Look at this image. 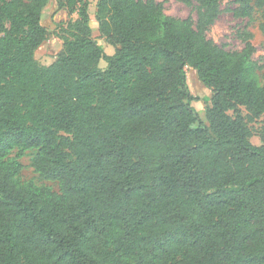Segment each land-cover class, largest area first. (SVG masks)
<instances>
[{
	"label": "trees",
	"instance_id": "obj_1",
	"mask_svg": "<svg viewBox=\"0 0 264 264\" xmlns=\"http://www.w3.org/2000/svg\"><path fill=\"white\" fill-rule=\"evenodd\" d=\"M193 1L195 19L97 0L107 54L89 1L57 0L76 17L42 64L49 0H0V264H264V123L259 145L249 125L264 122V74L250 32L232 52L206 36L219 0ZM233 2L237 17L260 10L264 34V0ZM186 67L211 91L206 122ZM32 149L58 191L18 183Z\"/></svg>",
	"mask_w": 264,
	"mask_h": 264
},
{
	"label": "rangeland",
	"instance_id": "obj_2",
	"mask_svg": "<svg viewBox=\"0 0 264 264\" xmlns=\"http://www.w3.org/2000/svg\"><path fill=\"white\" fill-rule=\"evenodd\" d=\"M88 13L91 20L95 21L94 9L97 0H88ZM163 4L164 12L170 16L176 18H186L188 16L195 19L197 12V3L191 1L190 4L185 3L183 0H156ZM236 4L233 0H219L218 8L219 14L213 24L208 28L206 36L211 39L216 45L223 46L226 50L238 51L243 45V39L240 37V33L243 31H248L252 34L251 42L255 47V51L251 57V61L259 66L254 72V78L261 83L263 81L264 74V34L259 29V24L261 21V12L259 9L255 8L254 13L251 17H237L233 14V9ZM70 17H76L75 14L69 15L65 8H59L57 5V0H49L43 13L42 22L48 29V34L46 40L41 44L37 51V60L42 64L51 63L57 52L62 48V40L59 39L55 34V24L60 22H66ZM93 30H98L97 27ZM93 36L100 41L102 38L99 37L98 31L93 34ZM103 45H106L104 40L100 41ZM102 45V46H103ZM107 47L111 48L114 52L113 46L107 44ZM105 53L106 50L103 48ZM105 61L100 60V67L105 66ZM187 72V83L191 93L196 96V100L191 103L196 109L199 117L202 121H205V108L209 103V97L211 91L204 88V86L198 81L194 71L186 67ZM243 114L246 113L245 109L242 108ZM263 117L251 122L249 125L252 130L251 142H260V131L263 125ZM196 124H193L195 126ZM15 150L11 153V156L15 154ZM36 150H27L19 158L22 165V169L17 177L19 184H26L30 181L37 185H43L50 187L54 191L59 190V185L57 182L49 181L42 178L31 165L32 157L35 155Z\"/></svg>",
	"mask_w": 264,
	"mask_h": 264
},
{
	"label": "crops",
	"instance_id": "obj_3",
	"mask_svg": "<svg viewBox=\"0 0 264 264\" xmlns=\"http://www.w3.org/2000/svg\"><path fill=\"white\" fill-rule=\"evenodd\" d=\"M89 24H90L91 32H92V35H93L95 32L98 31V30H93V27H94V28L97 27V29H98V24H97L96 19H95V21H93V20H91V18H90V16H89ZM98 35H99V31H98ZM99 37H100V36H99ZM101 38H102V37H101ZM102 39H103V38H102ZM102 39H101L100 41H102ZM103 40H104V39H103ZM104 42H105V41H104ZM105 43H106V42H105ZM107 44H108V43H106V45H103V43H102L103 48H105L107 54H112L113 51L111 50V48L107 47ZM40 46H41V45H40ZM40 46H39V47H40ZM39 47H38V48H39ZM38 48L35 50V58H36V59H38V58H37V51H38ZM253 144L259 145L260 142H259V143H253Z\"/></svg>",
	"mask_w": 264,
	"mask_h": 264
}]
</instances>
